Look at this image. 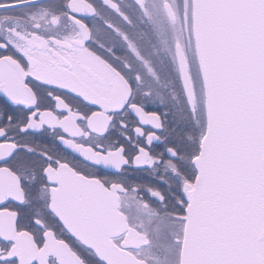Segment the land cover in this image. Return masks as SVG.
<instances>
[{
	"label": "snow or ice",
	"instance_id": "6c2138e0",
	"mask_svg": "<svg viewBox=\"0 0 264 264\" xmlns=\"http://www.w3.org/2000/svg\"><path fill=\"white\" fill-rule=\"evenodd\" d=\"M0 264H264V0H0Z\"/></svg>",
	"mask_w": 264,
	"mask_h": 264
}]
</instances>
